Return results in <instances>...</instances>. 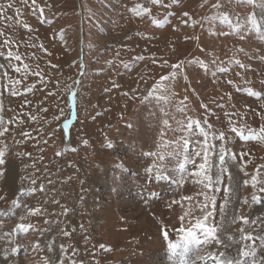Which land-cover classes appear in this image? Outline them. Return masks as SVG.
Returning <instances> with one entry per match:
<instances>
[{
    "label": "rangeland",
    "instance_id": "374dc122",
    "mask_svg": "<svg viewBox=\"0 0 264 264\" xmlns=\"http://www.w3.org/2000/svg\"><path fill=\"white\" fill-rule=\"evenodd\" d=\"M36 2L0 0V264H264V0Z\"/></svg>",
    "mask_w": 264,
    "mask_h": 264
},
{
    "label": "snow or ice",
    "instance_id": "6c2138e0",
    "mask_svg": "<svg viewBox=\"0 0 264 264\" xmlns=\"http://www.w3.org/2000/svg\"><path fill=\"white\" fill-rule=\"evenodd\" d=\"M27 2H28V0H24V3H27ZM151 2H152V4H161V3H163V0H151ZM176 2H177V0H172V3L173 4H175ZM207 2H208V0H205V3H207ZM248 2H249V4H255L256 3V0H248ZM31 4H32V7L35 8L37 11L43 13V9L38 7L36 0H31ZM219 6H220L219 3H216V4L212 5L213 8H218ZM4 7H5L4 5H0V11H3L4 10ZM7 7L11 8L12 7V4L9 3L7 5ZM185 15H187V13H185ZM248 21H250L252 24H254L255 23L254 16L249 15L248 16ZM28 27H29V25L27 24L26 25V29ZM237 28L239 29L240 27L238 26ZM240 51H243V49H240ZM139 59H143V57H139ZM194 62H196V61H194ZM234 62L237 63V64H240L241 63L239 60H235ZM109 63H111V62L109 61ZM37 75H39V74H37ZM253 94H255L254 91H253ZM73 95L75 96V94H73ZM71 123H72V120L71 119H69L68 121H65L64 122V126L67 128V131H69V132H70L69 125ZM84 143L87 144V141H84ZM108 146L110 147L111 145L109 144ZM144 155H146V156H152V155H155V154L152 153V152H146V153H144ZM204 167H206V165ZM257 176H258V174H257ZM257 176H256L255 181L252 182V186L253 187H256ZM211 179H212V177L209 176L208 177V188L209 189H213L214 188V185H212V183H211ZM228 191H229V194H231L232 189H228ZM260 191L261 192H264V187L260 188ZM188 199H191V198L188 197ZM256 199H257V196H256L255 193H253L252 194V200L255 201ZM248 202L249 201L246 198L243 201L244 204H247ZM216 203H217V199H214L213 202L210 205H206L205 208L203 209V211L205 212V215L203 217H200L196 221V222H199V221L202 220L203 225L207 227V231H204V227H199V223H198V229L202 232V239L196 235V232H195L194 229H191V231H188L187 237H189L191 239H196L197 242H199V243H207L208 240H212V239H215L217 237L218 230L216 228V224L215 223H212L211 225L208 224V220L209 219L212 220V217L216 213ZM220 210H222V209H220ZM239 220H240V222H242L244 224H247L248 221H249V218L246 217V216H241V217H239ZM195 229H197V228H195ZM182 231H183V229H182ZM193 234H195V235H193ZM166 236H167V234H165V237ZM250 238H252V237H250L249 235H245L243 237V239H245V240L250 239ZM100 247L103 248L104 245L102 244V245H100ZM175 247H176V245L171 244V243L169 244V248L170 249H175ZM15 251H16V249H11V252L14 253ZM4 254L7 255V253H4ZM245 255H247V253H245Z\"/></svg>",
    "mask_w": 264,
    "mask_h": 264
},
{
    "label": "bare ground",
    "instance_id": "6f19581e",
    "mask_svg": "<svg viewBox=\"0 0 264 264\" xmlns=\"http://www.w3.org/2000/svg\"><path fill=\"white\" fill-rule=\"evenodd\" d=\"M80 36L83 37V35H80ZM14 167L15 166L11 162H8L6 164V172H5V177H4L5 178V182L4 183L6 184V186H9V187L13 186V182H14V179H15V170H14ZM142 218H143V220H146V216H145L144 213H143V217ZM154 244H156V245L159 244L158 238L157 239L156 238L154 239ZM150 247H151V245H150ZM183 253H185V252H183ZM210 254L216 256V258H217L216 260H217L218 264H227L225 260L217 257V255H216L217 253H215V250H210ZM146 264H157V263L154 261V259H152L150 262H147Z\"/></svg>",
    "mask_w": 264,
    "mask_h": 264
},
{
    "label": "water",
    "instance_id": "95a60500",
    "mask_svg": "<svg viewBox=\"0 0 264 264\" xmlns=\"http://www.w3.org/2000/svg\"><path fill=\"white\" fill-rule=\"evenodd\" d=\"M77 3L79 4V0H77Z\"/></svg>",
    "mask_w": 264,
    "mask_h": 264
}]
</instances>
